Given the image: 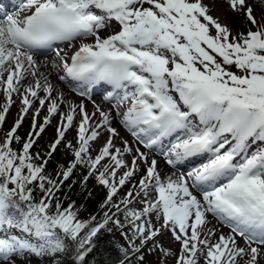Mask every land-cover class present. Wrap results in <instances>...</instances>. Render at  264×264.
Returning <instances> with one entry per match:
<instances>
[{"label":"snow or ice","instance_id":"snow-or-ice-1","mask_svg":"<svg viewBox=\"0 0 264 264\" xmlns=\"http://www.w3.org/2000/svg\"><path fill=\"white\" fill-rule=\"evenodd\" d=\"M9 3L0 0V128L14 96L21 115L0 140V262L86 264L94 238L114 227L124 240L117 245L119 264H143L153 241L164 256L175 255L176 264H261L264 18L257 20L247 0H228L245 17L247 31L237 33L203 0ZM112 22L119 30L101 35ZM65 43L74 49L70 54L59 46ZM44 49L55 57L38 63ZM53 71L89 100L103 89L115 107L105 110L93 100L91 112L83 101L62 110L65 95L51 83ZM30 110L32 131L21 142L17 129ZM57 115L55 139L47 151L34 152ZM70 130L75 143L66 139ZM61 144L71 158L53 178L47 168ZM152 153L173 169L191 166L162 175ZM81 166L84 184L94 176L107 189L101 205L107 211L95 224V216L81 220L74 202L64 207L57 196ZM209 216L230 232L209 228ZM164 232L179 242L178 254L157 241Z\"/></svg>","mask_w":264,"mask_h":264},{"label":"bare ground","instance_id":"bare-ground-1","mask_svg":"<svg viewBox=\"0 0 264 264\" xmlns=\"http://www.w3.org/2000/svg\"><path fill=\"white\" fill-rule=\"evenodd\" d=\"M203 2L206 5H208V1L203 0ZM212 2H213L214 5L217 4V5H220L221 7H223L222 10L225 9L227 11V16L228 17L225 16V18H226V21H227V26L230 29H232V28H234L236 26H239L240 28L244 27V29L247 28L245 26V17L243 15V13L232 11L230 6H229L228 0H212ZM247 2L251 6L254 7V11L256 13V16H262L264 18V0H247ZM19 3H21V0H10L9 8H11L12 4H19ZM257 20H261V19L257 18ZM112 24L116 25L118 23L112 22ZM248 27H250V25H248ZM118 30H119V28L118 29H114L113 27L106 28V29L101 31V35L106 36L110 32L118 31ZM78 45H79V41L76 42V46L77 47H78ZM64 46H65V48H63V49H65V51H68L69 53H71V51L73 49H70L68 44H66ZM47 57L48 56L41 57L40 55H38L36 58H37L38 63H46ZM40 71L44 72L45 74H48L50 69L42 66L40 68ZM49 79H50L51 83L56 88H58L59 91L63 92L64 95H65V103L62 105V110H67V107H68L69 103H79V102L83 101V103L86 105L88 111L91 112V111H93V103H92L93 100L96 102V104H99L105 110H108L109 108H114L115 107V100L109 101L108 99H105V96L107 95V93L103 89H100V88L94 89L93 90L94 91V95H91V100H89L86 97H81L78 94L77 90H73L72 86H69L68 84H66L64 82L59 81L57 79V75L55 74L54 71L49 76ZM25 83H27V81ZM41 95H43V93H41ZM13 99L15 100V103L9 109L7 117H9L11 114H14V121H16V120H18L20 118V115H21V102L15 96L13 97ZM3 102H4V97H3L2 94H0V104H3ZM36 107H39L38 103H37ZM46 115H47V110L45 108V109L41 110L40 116L36 117L37 124H42L43 123V118ZM59 119H60L59 115L53 117V119L51 120V123L45 128L44 132H46L48 130V128L50 126L54 125V124L57 127ZM32 121H33V113H32V110H30L29 113L27 115H25L21 126H23V125H26V126L27 125H32ZM114 126H116L118 128V130L121 133V136H123L126 140H128L130 144H134L135 143V141L131 137V135L129 133H127L122 127H120V125L118 123H116L115 121H114ZM68 133H72V136L75 135V131L74 130H70L69 132H67V134ZM106 138H107V134L105 133L104 136L94 145V149H97L100 146H102V144H103V142H104V140ZM37 142H39V140ZM99 142H100V144H99ZM116 143H117V146H120V141L119 140H117ZM141 148H142V146H141ZM142 150L149 151V150L143 149V148H142ZM152 155H155V157L157 158L158 167L162 170V175L164 173L171 174L174 171L177 174H179L181 172L186 171V169L191 166V165H187L186 164L184 166H179L177 169H173V168H171L170 166H168L165 163L163 157L160 156L158 153H152ZM128 159L130 160V157H128ZM198 162H199V160L194 161V163H198ZM138 178L139 177H137V179ZM132 183H135V181H133ZM129 187H130V185H129ZM209 220L211 221V223L209 224V228L216 229L218 233L219 232H223L224 234H228L230 232V229L228 227L220 225L211 216H209ZM161 236H165L168 240H170V242L173 241L178 246V248H180L179 242L174 241V239L172 238V234L170 232H164ZM241 243H243V241H241ZM44 259H46V258H44ZM44 259L42 260L40 258H33L32 261H31V264H47L44 261ZM0 264H2V262H0ZM18 264H19V262H18ZM261 264H264V261H262Z\"/></svg>","mask_w":264,"mask_h":264},{"label":"rangeland","instance_id":"rangeland-1","mask_svg":"<svg viewBox=\"0 0 264 264\" xmlns=\"http://www.w3.org/2000/svg\"><path fill=\"white\" fill-rule=\"evenodd\" d=\"M208 1V6L210 9V14L215 17L218 18L219 21L222 24H226L227 25V21L225 16H227V11L223 9V7H221L220 5H214L212 0H206ZM253 8V14L254 16H256V13L254 11V7ZM228 17V16H227ZM258 19H262V16H256ZM239 20V19H238ZM229 21V20H228ZM111 27H113L114 29H118L119 25L116 24H112ZM233 33H237L240 31H247V28L244 29V27H239L236 26L234 28L231 29ZM255 30V29H253ZM54 57L53 56H49L47 58L46 61L52 60ZM231 70L235 71V68H232ZM15 121H14V114H11L9 117L6 116L4 125L2 128H0V140H3L5 134L14 126ZM31 125H23L20 126L19 129H17V135H19L21 137V142H23L25 139H27L29 133L31 132ZM56 137V125H52L48 128V130L44 133H42L41 137L39 138V142H37V144L34 146L33 151H39L41 153L45 152L48 150L49 145L52 143V141L55 139ZM75 135L72 136V133H66V139L67 140H71L73 143H75V139H74ZM100 144V142H99ZM14 145H17L20 147L19 143H15ZM93 154L95 155V152H93ZM70 153L67 152V150L64 148L63 144H61L57 151L53 154L52 159L49 161V166H51L52 164L56 166H58V164L61 165H66L67 162L70 160ZM59 166V167H60ZM53 178L56 177V174H52L49 173ZM87 175V170L84 167H78L76 170H74L73 175L67 180L65 181V185L67 186L72 178L74 177H78V180H76V188H80L81 186H83V188H87V187H91V188H97L100 187V192H104L106 191V188L102 185H100L97 180L95 179V177H89L88 181L86 184L83 183L84 180V176ZM128 187H125L124 189H122L121 193H120V198H123L124 193H126L128 191ZM121 219H123V217H121ZM159 226V224H157V227ZM157 241L159 242V244H161L164 248L166 249H170L172 253L174 254H178L180 248H178V246L172 241L170 242V240H168L165 236H159L157 238ZM156 243V241L153 242H149V244L146 246V248L144 249V261L143 264H176V260H175V255L173 256H164L159 248H153V244ZM152 248V251H149L148 249ZM44 261L48 264L47 259H44ZM70 264V262H69Z\"/></svg>","mask_w":264,"mask_h":264},{"label":"trees","instance_id":"trees-1","mask_svg":"<svg viewBox=\"0 0 264 264\" xmlns=\"http://www.w3.org/2000/svg\"><path fill=\"white\" fill-rule=\"evenodd\" d=\"M57 169L58 166L52 164L47 168V172L57 173L59 171ZM74 181L75 178H73L72 182L67 186L63 184L60 192L57 194L61 204L67 207L74 202L75 210H77L78 217L81 220H89L91 217L95 216L96 221H93V224L101 221L104 212L107 211V209L101 208V205L106 199L107 190L103 193L98 189H93L91 187L83 188V186L78 190L75 184H73ZM112 211H115V209ZM109 227H111V225H109ZM123 243L124 240L120 231L114 227L111 232L101 230L97 237L94 238L95 247L92 252L89 253L88 257H86V264H119L121 253L118 251L117 245Z\"/></svg>","mask_w":264,"mask_h":264}]
</instances>
